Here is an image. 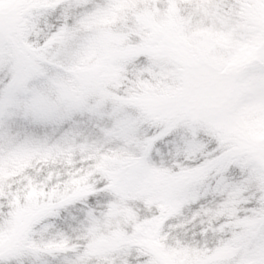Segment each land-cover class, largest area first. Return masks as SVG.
<instances>
[{
  "label": "snow or ice",
  "instance_id": "1",
  "mask_svg": "<svg viewBox=\"0 0 264 264\" xmlns=\"http://www.w3.org/2000/svg\"><path fill=\"white\" fill-rule=\"evenodd\" d=\"M0 264H264V0H0Z\"/></svg>",
  "mask_w": 264,
  "mask_h": 264
}]
</instances>
